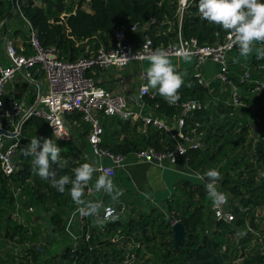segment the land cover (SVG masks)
Masks as SVG:
<instances>
[{
	"label": "trees",
	"instance_id": "1",
	"mask_svg": "<svg viewBox=\"0 0 264 264\" xmlns=\"http://www.w3.org/2000/svg\"><path fill=\"white\" fill-rule=\"evenodd\" d=\"M14 1L0 0V20L10 17ZM17 3L22 15L35 29L41 46L54 47L64 60L85 56L86 46L96 49L105 45L112 25L147 23L156 46L165 45L177 29L175 0H88L87 11L81 10L84 0H17ZM198 4L199 0H192L183 11L180 35L183 39H196L199 45L212 44L225 32L200 18ZM61 14L68 16L60 19ZM263 61L256 59L254 53L247 63L255 66ZM238 70L236 65L235 71ZM230 79L236 82V78ZM242 88L250 89L245 84ZM208 90L197 86L192 78L179 90V101L197 99L202 103L185 122L187 127L192 121L197 122V132L202 134V148L187 152V166L191 170L205 171L215 165L220 173L218 185L229 196L232 222L213 221L202 184L194 185L183 179L174 185L178 194L163 201L165 212L150 207L144 213L129 214L124 219L104 224L103 231L88 229L89 240L78 239L73 249L67 245L54 255H46L45 243L37 241L34 227L27 222L19 223L15 217L18 208H34L46 213L51 234L61 232L66 212L76 204L70 195L71 184L66 186L64 193L58 192L50 181L37 175L35 157L24 154L23 149L33 138H50L43 121L31 117L24 125L32 131L24 135L23 125V137L15 148V171L9 175L0 172V240L21 247L19 256H0V264H264V255L258 254L256 248L245 250L247 235L238 232L244 228V222L253 226L254 219L258 223L264 219V126L259 134L250 135L246 108L234 112L225 104L226 93L221 98L215 95L216 102L204 105L209 97ZM33 97L28 95L29 102ZM145 100L149 105L157 103L156 111L168 118L177 113V109L168 106L160 95L152 101ZM261 100H264V92L255 99L257 105ZM72 118L79 121L77 115ZM138 126L127 120L112 119L111 124L103 125L101 147L113 154L125 155L146 147L162 151L171 144L166 133L147 128L142 135L137 132ZM86 133L84 125L83 134ZM76 150H61V163L66 166L52 165L57 178L67 175L74 179L79 159ZM180 165L181 161L177 166ZM202 194L206 195L205 201L200 199ZM85 222L87 226L91 224L90 216H85ZM173 222L180 223L185 232L176 248L172 244ZM82 230L84 232L86 227ZM114 235L117 240L112 242ZM126 255L131 259H125Z\"/></svg>",
	"mask_w": 264,
	"mask_h": 264
},
{
	"label": "built area",
	"instance_id": "2",
	"mask_svg": "<svg viewBox=\"0 0 264 264\" xmlns=\"http://www.w3.org/2000/svg\"><path fill=\"white\" fill-rule=\"evenodd\" d=\"M87 2L88 0H84L81 10L86 8ZM191 2L192 0H188V5ZM187 7L181 3V0H175L174 17L177 29L175 36L165 45L156 46L153 43L147 23L112 25L105 45H99L96 49L86 46L85 56L64 60L54 47L41 46L35 29L22 15L17 0H15L12 14L17 17L22 27L24 39L22 41H17L15 37L9 39L8 29L5 28L7 18L0 20V43L3 60L6 62L5 65L0 62V172L3 175H9L15 171L13 163L15 148L24 123L31 117L43 121L53 142L67 138L66 128H71V125L76 128L78 123L82 122L87 126L84 142L89 148V155L83 151V148H77L79 157L77 162L78 167L81 164L90 163L98 169L94 173L95 180H91L85 187L83 199L102 202L101 218L108 209L115 210V215L119 217L116 220L124 219L130 213L125 204L113 200L103 192L98 193L94 190L95 181L104 170H110L113 180L127 165L144 164L161 169L166 163L177 166L181 161L180 166L188 167L187 152L202 148V134L197 132L199 127L197 122L192 121L189 127L185 125V122L201 108L202 103L197 99H187L169 104L163 98L168 106L177 109V113L172 116L173 118L171 117L172 130H169L168 117L150 112V110L156 111L158 104L146 103L145 99L152 101L159 94L156 90H143L147 80L146 72L141 69L142 61L148 59L151 53L158 48L165 50L170 58L191 57L193 64L190 68V78L203 89H210L213 83L222 86L226 93L225 104L234 112L246 108V105L240 102L244 84L250 87V92L256 97L264 92V61L255 66L247 62L236 64L239 73L235 77L236 82L232 81L229 74L235 72L236 65L230 63V54L238 52V47L230 46L231 38L226 33L212 44L199 45L194 38L183 39L179 30L180 19ZM67 16L68 14H61L60 19ZM207 64L214 67L209 76L205 75ZM131 65L135 66L137 71L134 72L133 68L130 70L132 79L129 94L125 93L124 88H117L115 91L104 88L95 80L96 73H104L110 68L121 70ZM251 75L255 77L252 78ZM41 79L46 86L44 92L40 90L39 80ZM22 88L25 90L21 91ZM28 95H34L31 102H29ZM209 99L211 98H206L203 104H208ZM76 115L79 121L72 118ZM105 119L138 123L137 130L139 129V134L142 135L146 133L147 128L164 132L170 138L171 144L162 151L146 147L125 155L113 154L101 147ZM80 150L81 153H79ZM206 172V170L190 169L189 175L202 184L207 195L205 188L208 182L207 177L200 178ZM217 189L220 191L218 182ZM109 199L111 201H108ZM78 207L75 205L66 212L61 230L62 237L69 240L68 246L72 249L75 248L78 239L84 242L89 240L88 229L103 231V225L112 222L107 221L103 225H98L97 218L90 216L91 224L87 226L85 216L79 214ZM32 211V208L26 210L18 208L15 217L20 223V212L30 213ZM208 211L215 222L229 224L233 220L229 198L227 203L219 208H214L208 198ZM258 216L260 215L257 214ZM84 227L86 230L83 232ZM238 232H244L247 235L248 242L245 244V250L254 247L258 254L264 255V219L261 223L254 219L253 226L244 222V228ZM116 240L117 237L114 235L111 241ZM127 257L131 259L130 255H126L125 259Z\"/></svg>",
	"mask_w": 264,
	"mask_h": 264
},
{
	"label": "clouds",
	"instance_id": "3",
	"mask_svg": "<svg viewBox=\"0 0 264 264\" xmlns=\"http://www.w3.org/2000/svg\"><path fill=\"white\" fill-rule=\"evenodd\" d=\"M188 6V0H181ZM198 14L201 19L223 30L230 38L231 45L238 47L241 57H249L255 52L256 59L264 60V2L261 0H199ZM187 56H185V59ZM149 66L145 73L147 83L143 90H156L169 104L179 100V90L184 85V76L176 71L168 53L162 49L154 50L148 57ZM27 156H34V165L40 178L50 181L52 187L64 193L66 186L71 184L70 195L78 205V212L82 216H94L98 225L107 221H114L119 217L114 209H108L101 218L102 202L85 201L84 189L98 171L90 163L81 164L74 169V179L64 175L57 178V172L52 165L64 168L61 163V148L50 138H33L23 149ZM207 177L205 185L208 198L214 208L227 203V194L217 189L220 173L216 169L207 171L201 179ZM96 192H103L113 200H118L123 193L115 186L111 179L110 170H104L94 184Z\"/></svg>",
	"mask_w": 264,
	"mask_h": 264
},
{
	"label": "crops",
	"instance_id": "4",
	"mask_svg": "<svg viewBox=\"0 0 264 264\" xmlns=\"http://www.w3.org/2000/svg\"><path fill=\"white\" fill-rule=\"evenodd\" d=\"M83 8V7H82ZM84 11H87V8H83ZM20 26V23L18 22V19L13 14L10 15L8 19H6L5 28L11 29L13 32L17 31V27ZM2 44L0 43V61L3 60V52H2ZM230 63L234 66L239 63L247 62L249 57H241L238 52H233L230 54ZM179 61L177 62V64ZM133 67L128 66L124 69V73H114L116 69L110 68L106 70L104 73H96L95 74V80L98 81V83L103 86L104 88H110L111 90H116L117 88L125 89V93H130L129 85L131 84L132 75H130V70ZM213 65L207 64L206 65V71L205 75L209 76L213 72ZM176 71L180 72L184 76V84L190 79L188 75L184 73L185 70H182L180 67L176 68ZM127 73H129L127 75ZM238 71H235L234 73H230V77H236ZM216 88V90L214 89ZM209 91V97L210 102H216L217 98H215V95L220 96L221 98V92L225 94V90H223V87L220 86L218 83H213L210 87ZM151 113L155 114H161L157 111H151ZM173 118V117H172ZM172 118L169 117V130H172ZM104 124H111L112 119H105ZM138 128V127H137ZM76 129H80V131L84 130V125H81L78 123V126ZM109 131L112 130V128L107 127ZM139 133V129L137 130ZM86 148V146H85ZM84 149V148H83ZM104 163H107L106 161H103ZM190 168L184 167V166H171L167 163L164 164V166L160 169L156 166L152 165H144V164H136V165H127L123 170H121L113 179V182L115 186L123 193V195L116 200L119 203L125 204L129 210L130 214H133V216L137 215V212L144 213L146 212L150 207L148 205H144L142 202L144 200H147L149 202L157 201L155 199L156 196L160 195V199L158 200L163 203L164 200L171 197L173 194L169 193V189H174V183L175 181L183 180L185 179V176H189ZM95 180V176L93 174L92 181ZM167 193V195H165ZM108 201H111L109 199ZM143 208H146L147 210H143ZM136 211H133L135 210Z\"/></svg>",
	"mask_w": 264,
	"mask_h": 264
},
{
	"label": "rangeland",
	"instance_id": "5",
	"mask_svg": "<svg viewBox=\"0 0 264 264\" xmlns=\"http://www.w3.org/2000/svg\"><path fill=\"white\" fill-rule=\"evenodd\" d=\"M17 31H15L14 33H12L11 29H8L9 32V39H11L12 37L17 38L16 40H23L24 39V35H23V30L22 27L19 26L17 27ZM255 52H253L252 54H254ZM251 54V55H252ZM172 60L173 66L174 68H181L182 70H185L184 73L186 75H188V77L190 78V68L191 65L193 64V59L191 57H187L185 59V57H180V58H170ZM179 61V63L177 64V62ZM3 65L6 64V62L4 60L0 61ZM134 69V72L137 71V69L135 68V66L131 65ZM149 66V60L145 59L142 61L141 63V69L143 72L147 71V68ZM124 70H116L114 73H124ZM129 73H127L128 75ZM39 84L41 86V92H44L46 89L45 84L43 83V79L39 80ZM257 97L250 92L249 89H246L242 91V93L240 94V102L244 105H246V112L247 115L249 117H247V121L249 124V128H250V135H257L259 134L264 126V100H261V104L257 105V103L255 102V99ZM210 100V99H209ZM249 103H253L252 106L249 105ZM70 120V119H69ZM70 123V122H69ZM77 127V126H76ZM25 128H28V130H25ZM67 129V138L63 139V140H57V146L61 148L62 151H70L71 148L76 149V148H84L83 151L86 152L89 155V148L86 146L85 148V134H83V131H80V129H76L73 128V125H71V128ZM23 131H24V135L25 133L32 131L30 127H28V125H24L23 127ZM37 136L40 135V133H35ZM23 137V135H20L18 140H20ZM76 153L78 154V149L76 150ZM79 153H81V150L79 151ZM215 169V165H210V168L205 169L206 171ZM185 180H188L191 184L194 183V185L196 184H201L198 180H196L195 178H192L187 175L184 177ZM176 183V181L174 182ZM220 188V187H219ZM220 191L225 193L224 191L221 190ZM178 191H174V189H169V193L173 194V195H177ZM226 194V193H225ZM165 195H167V193H165ZM228 196V195H227ZM203 198V201H205L206 199V195L203 196V194L200 196ZM157 201H147L144 200L142 203L144 205H148L149 207H157L158 209H160L162 212L166 211V208L161 204V202H159L158 200L160 199V195L156 196ZM229 198V196H228ZM33 211L30 213H24V212H20V223H30L31 227H34V230L37 231L38 233V239L37 241L39 243H45V247L44 249H47V254L46 255H54L56 253H58L59 251H61L63 248H65V246L69 245V240L67 238H63L61 235V232H55V233H51L50 234V230H49V225H48V215L44 212H39L36 211L34 208L32 209ZM143 210H147L146 208H143ZM205 212H206V206L204 208ZM130 211V210H129ZM133 211H136L133 210ZM141 213V210H138ZM130 214V213H129ZM138 214V212H137ZM131 215V214H130ZM78 233V230H77ZM51 239V241H50ZM50 241V242H49ZM20 250L21 247L18 246H13L9 243H6L2 240H0V256L4 255V254H11L13 256H19L20 254Z\"/></svg>",
	"mask_w": 264,
	"mask_h": 264
},
{
	"label": "water",
	"instance_id": "6",
	"mask_svg": "<svg viewBox=\"0 0 264 264\" xmlns=\"http://www.w3.org/2000/svg\"><path fill=\"white\" fill-rule=\"evenodd\" d=\"M172 231V244L173 247L176 248L181 240L184 238L185 232L183 226L180 223H173L171 225Z\"/></svg>",
	"mask_w": 264,
	"mask_h": 264
}]
</instances>
